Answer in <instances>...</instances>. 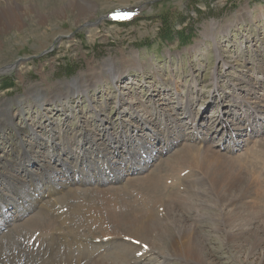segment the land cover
Instances as JSON below:
<instances>
[{"label": "rangeland", "instance_id": "obj_1", "mask_svg": "<svg viewBox=\"0 0 264 264\" xmlns=\"http://www.w3.org/2000/svg\"><path fill=\"white\" fill-rule=\"evenodd\" d=\"M91 1L96 11L86 20H81L79 10L64 12L54 0L56 6L48 10L51 18L38 23L34 15L45 19L46 14L36 5L34 15L23 17L21 29L10 28L0 36V66L14 65L0 73V103L13 104L10 108L14 109L15 101L28 95L31 86L39 88L43 102L58 94L49 104L34 105L27 99L22 114L13 118V125L19 128L50 118L49 123L35 128V135L47 137L52 130L60 131L58 142H64L67 149L54 154L52 162L58 165L63 159L73 166L72 155L88 152L92 166L84 161L80 167H89L88 173L98 172L102 166L96 156L99 150L140 154L142 145L138 143H143L145 152L157 160L144 157L150 161L142 165L143 172L121 174L119 183L102 185L120 188L170 159L192 133L203 144L231 157L243 155L252 143L264 140V0ZM76 76L91 83L81 87L83 94L62 88ZM94 127L95 136H90L97 144L73 143L74 139L82 141L85 128ZM6 131V127L0 129L3 159L11 153ZM152 131L157 138H152ZM177 134L175 142L180 140L182 145L167 148L168 138ZM21 139L28 142L26 136ZM238 142L241 146H234ZM14 148L18 151L20 147ZM47 149L51 153L48 144H43L42 150ZM87 174L84 177L93 182L95 174ZM69 175L73 173L69 171ZM197 182L201 181L185 183L201 199L190 212L200 226L206 251L213 254L209 257L213 263L264 264V249L252 259L235 249L221 229L229 208L206 194L207 184ZM91 185L79 188L97 186ZM8 210L9 219L14 212ZM173 230L176 234L177 229ZM170 263L181 262L171 258ZM188 263L184 258L182 264Z\"/></svg>", "mask_w": 264, "mask_h": 264}, {"label": "bare ground", "instance_id": "obj_2", "mask_svg": "<svg viewBox=\"0 0 264 264\" xmlns=\"http://www.w3.org/2000/svg\"><path fill=\"white\" fill-rule=\"evenodd\" d=\"M74 1L58 0L57 7L64 12L79 10L81 20L96 11L91 0ZM36 5L46 14L45 19L34 15ZM52 5H55L54 0H0V36L10 28L21 29L23 17L28 14L34 15L38 23H44L51 18L48 10ZM57 16L59 12L55 9L54 17ZM13 67V64L0 66V73ZM81 78L76 76L63 85V90H80L83 94V87L91 83ZM27 90L29 94L16 100L14 109L10 108L13 104L0 103V129H8L6 132L12 142L11 153L0 158V220H3L0 237L14 235L7 241L0 240V264H171V258L180 260L178 264H182L184 258L188 264H215L209 258L213 254L206 251L199 235L200 226L190 212L192 207L201 204L198 191L185 185L194 180H200L197 182L200 186L207 184L206 194H212L229 208L221 229L235 249L251 259L261 254L264 249V140L252 143L243 155L231 157L203 144L202 140L197 141L191 134L170 159L160 162L149 174L120 188H103L95 182L94 189H82L79 184L86 186L87 182L80 178L86 173L80 164H84V157L90 156L72 155L73 166L63 159L58 165L52 162V156L67 149V145L58 142V130H52L47 137L35 135V128L48 122V116L44 122H34L31 127L13 125V118L22 114L21 108L24 109L27 99L39 105L49 104L58 96L53 94L43 102L39 88L31 86ZM148 117L150 119V113ZM220 123L224 125L225 121ZM96 130V127L85 128L82 141L74 139L73 143L97 144L91 137ZM152 132V138H157L155 131ZM22 136H26L28 142L19 141ZM177 137L178 134L168 138L167 148L182 145L178 143L180 140L175 142ZM241 142L234 146H241ZM17 144L18 151L14 148ZM43 144H48L51 153L49 149L42 150ZM99 151L113 174L107 179L119 183L125 160L117 150L114 153L108 148ZM129 153L127 151L129 159L136 160L133 153ZM86 161L89 166V160ZM187 168L193 173L189 174ZM70 170L73 175L78 174L76 181L69 175ZM168 173H172V177H168ZM99 178L102 184L106 181ZM9 208L14 216L8 219L5 212H9ZM173 228L177 229L176 234ZM166 238L169 242L163 244Z\"/></svg>", "mask_w": 264, "mask_h": 264}]
</instances>
